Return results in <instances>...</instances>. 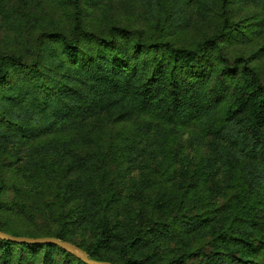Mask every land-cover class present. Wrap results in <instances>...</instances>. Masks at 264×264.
Returning a JSON list of instances; mask_svg holds the SVG:
<instances>
[{
    "label": "trees",
    "instance_id": "1",
    "mask_svg": "<svg viewBox=\"0 0 264 264\" xmlns=\"http://www.w3.org/2000/svg\"><path fill=\"white\" fill-rule=\"evenodd\" d=\"M262 59L264 0H0V231L264 264ZM0 264L84 263L0 240Z\"/></svg>",
    "mask_w": 264,
    "mask_h": 264
},
{
    "label": "water",
    "instance_id": "2",
    "mask_svg": "<svg viewBox=\"0 0 264 264\" xmlns=\"http://www.w3.org/2000/svg\"><path fill=\"white\" fill-rule=\"evenodd\" d=\"M0 240L18 243V244H29V245H53L56 246L66 253L77 258L84 264H112L109 262H98L87 257L86 253L79 249L72 243L62 241L56 238L44 237V238H27V237H16L0 231Z\"/></svg>",
    "mask_w": 264,
    "mask_h": 264
},
{
    "label": "rangeland",
    "instance_id": "3",
    "mask_svg": "<svg viewBox=\"0 0 264 264\" xmlns=\"http://www.w3.org/2000/svg\"><path fill=\"white\" fill-rule=\"evenodd\" d=\"M259 68L264 73V59L259 63ZM145 173V169L139 165H137L133 171V176L138 178L139 176L143 175ZM21 229V228H17Z\"/></svg>",
    "mask_w": 264,
    "mask_h": 264
}]
</instances>
